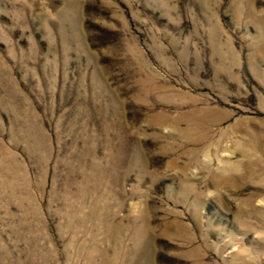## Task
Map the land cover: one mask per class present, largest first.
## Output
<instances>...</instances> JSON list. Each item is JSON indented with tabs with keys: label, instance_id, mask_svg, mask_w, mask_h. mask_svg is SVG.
Segmentation results:
<instances>
[{
	"label": "rangeland",
	"instance_id": "rangeland-1",
	"mask_svg": "<svg viewBox=\"0 0 264 264\" xmlns=\"http://www.w3.org/2000/svg\"><path fill=\"white\" fill-rule=\"evenodd\" d=\"M0 264H264V0H0Z\"/></svg>",
	"mask_w": 264,
	"mask_h": 264
}]
</instances>
